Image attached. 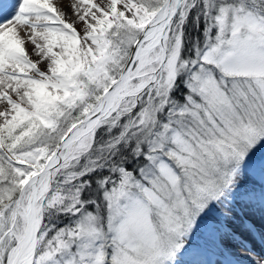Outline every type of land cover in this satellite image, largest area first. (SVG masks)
Instances as JSON below:
<instances>
[{
	"label": "snow or ice",
	"instance_id": "6c2138e0",
	"mask_svg": "<svg viewBox=\"0 0 264 264\" xmlns=\"http://www.w3.org/2000/svg\"><path fill=\"white\" fill-rule=\"evenodd\" d=\"M0 264H264V0H0Z\"/></svg>",
	"mask_w": 264,
	"mask_h": 264
},
{
	"label": "bare ground",
	"instance_id": "6f19581e",
	"mask_svg": "<svg viewBox=\"0 0 264 264\" xmlns=\"http://www.w3.org/2000/svg\"><path fill=\"white\" fill-rule=\"evenodd\" d=\"M75 0H65V10H67L68 7L71 6L72 3H74ZM29 51H31V48L29 47ZM35 58V57H34ZM262 249L259 247V244L257 242V245H256V252L259 253L261 252Z\"/></svg>",
	"mask_w": 264,
	"mask_h": 264
}]
</instances>
